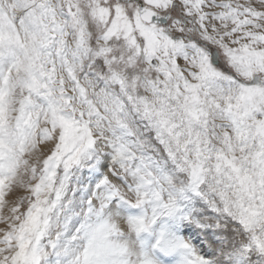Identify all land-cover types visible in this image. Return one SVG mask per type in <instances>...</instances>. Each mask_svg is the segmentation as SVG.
<instances>
[{
	"label": "snow or ice",
	"instance_id": "obj_1",
	"mask_svg": "<svg viewBox=\"0 0 264 264\" xmlns=\"http://www.w3.org/2000/svg\"><path fill=\"white\" fill-rule=\"evenodd\" d=\"M0 264H264V0H0Z\"/></svg>",
	"mask_w": 264,
	"mask_h": 264
}]
</instances>
